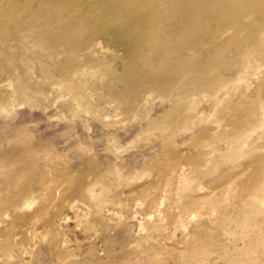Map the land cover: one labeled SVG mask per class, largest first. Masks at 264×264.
<instances>
[{
	"label": "rangeland",
	"instance_id": "1",
	"mask_svg": "<svg viewBox=\"0 0 264 264\" xmlns=\"http://www.w3.org/2000/svg\"><path fill=\"white\" fill-rule=\"evenodd\" d=\"M0 264H264V0H0Z\"/></svg>",
	"mask_w": 264,
	"mask_h": 264
}]
</instances>
